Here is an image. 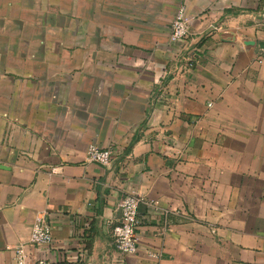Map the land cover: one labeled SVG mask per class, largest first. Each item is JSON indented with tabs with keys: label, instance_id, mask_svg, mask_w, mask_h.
Returning a JSON list of instances; mask_svg holds the SVG:
<instances>
[{
	"label": "crops",
	"instance_id": "0c3cea01",
	"mask_svg": "<svg viewBox=\"0 0 264 264\" xmlns=\"http://www.w3.org/2000/svg\"><path fill=\"white\" fill-rule=\"evenodd\" d=\"M262 46L264 0H0V264L40 215L53 241L26 249L50 264H264Z\"/></svg>",
	"mask_w": 264,
	"mask_h": 264
},
{
	"label": "built area",
	"instance_id": "2783aa9c",
	"mask_svg": "<svg viewBox=\"0 0 264 264\" xmlns=\"http://www.w3.org/2000/svg\"><path fill=\"white\" fill-rule=\"evenodd\" d=\"M190 17L180 6L171 23L170 37L173 42L185 40L189 35ZM254 61L258 65H264V46L259 47ZM112 151L96 144L88 145L86 158L88 161L108 165L111 161ZM143 202V197L136 193L128 192L123 195L119 203L120 218L113 227V245L122 255L134 254L138 250V208ZM156 203L155 201L153 202ZM53 241L52 228L43 215L34 220L27 244H19L14 247V264H50L46 257H34L26 249L27 246L39 247L49 245ZM146 264H156L160 259V252L155 249L147 251Z\"/></svg>",
	"mask_w": 264,
	"mask_h": 264
},
{
	"label": "trees",
	"instance_id": "16d2710c",
	"mask_svg": "<svg viewBox=\"0 0 264 264\" xmlns=\"http://www.w3.org/2000/svg\"><path fill=\"white\" fill-rule=\"evenodd\" d=\"M136 140H137V136H134V137L132 138V140L130 141V143H129L127 149H126V152L129 151V149H130L131 146L136 142Z\"/></svg>",
	"mask_w": 264,
	"mask_h": 264
}]
</instances>
